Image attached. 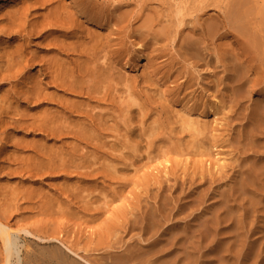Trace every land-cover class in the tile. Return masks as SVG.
<instances>
[{
    "label": "bare ground",
    "instance_id": "6f19581e",
    "mask_svg": "<svg viewBox=\"0 0 264 264\" xmlns=\"http://www.w3.org/2000/svg\"><path fill=\"white\" fill-rule=\"evenodd\" d=\"M174 1L0 0V264H189L209 237L222 264L252 253L235 249L245 215L216 206L215 222L182 224L185 205L173 214L163 194L213 185L242 150L240 189L264 190V0ZM189 2L215 16L186 18ZM212 35L228 49L206 92L246 88L236 141L234 111L182 63Z\"/></svg>",
    "mask_w": 264,
    "mask_h": 264
},
{
    "label": "rangeland",
    "instance_id": "374dc122",
    "mask_svg": "<svg viewBox=\"0 0 264 264\" xmlns=\"http://www.w3.org/2000/svg\"><path fill=\"white\" fill-rule=\"evenodd\" d=\"M165 1L166 2L168 1L167 4H169V5L175 4L174 0H165ZM246 1L249 2V0H246ZM208 2H209V4L212 3L211 0H208L207 3ZM185 5L187 6L186 13L188 15L186 18H190L191 16H194L195 14H203L204 12H207L208 16H211V17L215 16V13L213 12L212 5L210 7H207L206 9H203V10H205L204 12L200 11L198 13H197V11L199 9V3L198 2H195V3L194 2L193 3L189 2V3L185 4ZM171 7H173V6H171ZM230 9H231V5H229L228 7H225V13L227 15H230L235 10V9L232 8V10L230 11ZM258 9L259 10L261 9V11H262V10H264V7H260ZM169 11L173 13V10H169ZM208 16L204 17L206 19L205 22L207 24L211 25L212 27H214L215 24H218L217 22L215 23V21L214 22L213 21H209L210 17H208ZM248 24H249L248 22H244V23H242V26L247 28L249 26ZM220 31H222V30H220ZM216 32H217V30H216ZM216 36L217 35H212L210 38L206 39V42H207V45H208L207 46V51H208V56L207 57H206V52H202L200 54V56H197V57L192 56L191 58H189V60L187 62H182V63L189 64L190 66H194V68L191 69V71L188 68L190 66H187V69L190 71L191 74L193 73V75L196 78L199 75L198 78H199L200 81L198 80V82H200V85H201V87L200 86L199 87L202 88L203 93L206 94V96H209V94L211 95V93L216 94L218 96V99H221L223 101L224 105L227 108L230 107L234 111V113H235V116H234L235 121H233V123H234L233 127H235L234 128V141H236V139H237L236 136L239 135L238 132H239L240 129H242L241 124L244 123V121L242 119H243V114L245 113V107H247L248 104H249V102H247V101L243 102L242 100H240V96L246 93V88L240 90L237 86L236 87H233V86L229 87L228 86V82L226 80L222 79V81H223L222 84L216 85V86H212L210 91L206 92V89H208L207 87L210 86L208 84L209 78H210V76H212L214 74L215 71H217L215 75L217 77H219V78H222L223 75H224L222 73V68H223L222 60H220L219 57L224 56L225 50L228 49V45H227L228 42H227V40L222 39V38H221L222 40H216V38H215ZM212 41H213V44H211ZM174 49L178 53V46H174L173 50ZM216 49H217V51H216L217 54H214L213 50H216ZM181 58L183 60V57H181ZM194 72H197L198 75L197 74L195 75ZM251 77L253 78V76H251ZM262 86H264V82H263ZM203 88H205V89H203ZM204 90H205V92H204ZM256 97H257V95H254L253 99L256 98ZM237 143L238 142H236V146L238 145ZM244 144L245 143H242L241 145L244 146ZM241 150H242V148H241ZM239 154H240V158L242 160L238 159L237 166L234 167V170H232L233 168L227 170L226 171V175H223L220 179L217 180V182L213 183V185H212V183H210L209 180H207V179H209L208 177H207V179H205L208 182L203 181L201 185H196V186H193V187H189L190 184H188L187 186H184L185 188H182V186L179 185V187L177 189H175L173 191V193H170V192L166 191L167 192V194H166V192H164V194H163L164 198L167 196V199L165 198L166 200H164V203L165 204H167V203L172 204V205H168L167 204L166 206H167V208L169 206V209L173 210L172 211L173 214L177 213V210L179 209L180 205H185L184 210L187 209L188 211L184 212L183 215L181 214V216H180L182 218L184 216L185 217L187 216L184 220H182L183 222L181 221L182 224H185V223L186 224H190V223H193V221L194 222H198L200 219L205 218L204 217L205 215L207 216V215H210L211 213H213V214H211L210 217H208V218L211 220V217L213 215L214 216L212 218L213 221L212 220L211 221L215 222L216 220L214 218H216V215L214 214V211L216 209L214 210V208H216V206H217V211L220 210V207L224 208V209L221 208V210H222L221 213L223 214L222 216L227 218V217H229V216L226 217V215L228 213L230 215V217L227 218V219H232V220L234 219V221H236L237 223H238L239 220H243V222H244V219L242 218V216L245 215V219L247 218L246 221H249L252 226H250L249 222L245 221L246 223L243 224L244 229H242L243 230V236L238 235L237 237H239V238H236L237 240H235V241L239 242V244L237 242L235 243L236 245L234 243L233 244L236 246V248L234 246L235 249H237V246L241 247L243 245L244 248L252 249V253L251 252L250 253H246V252H244V253H236V254L233 253L235 256L232 254L230 257H227L225 262H229L230 264H238L237 262H239V264H247V263H249V264H256V263L257 264H264V241H261V239H264V234H263L264 232H262V231H264V226H263V224H264V213L263 214L262 213H257V214L254 213V210L256 209L255 206L259 205V202L261 200L264 201V193H262L264 190L261 187H259V186H256L255 191H253V193L244 192L243 189H240V188H242L240 184H241V180L244 178L243 174H245L246 168L249 165L252 164V162L254 160V155L248 154V158H247L243 154V150L240 151ZM237 157L238 156L236 154L234 159L236 160ZM232 172H233V174H232ZM227 174H229V175H227ZM233 176H235V179L233 178ZM218 181H219V183H218ZM238 184L240 185V187H239ZM204 185H208L211 188H209L207 186H204ZM199 186H201V188ZM196 187H198V188H196ZM206 187L209 189V191H208V189H206ZM197 189L200 190L199 191L200 193L197 191ZM192 190H196V191L194 192ZM203 192H205V193H203ZM193 193H195V194L193 195ZM196 193H197L198 196L199 195L200 196L199 197L195 196ZM243 193H244V195H243ZM232 194H233V196H232ZM192 195L194 197H196L195 198L196 200L192 199V198H194ZM205 195H206V197H205ZM202 196H204L205 198L204 197L202 198ZM248 196H250V197H248ZM231 197L232 198L234 197V198L232 199ZM189 198H191V199H189ZM180 200L181 201L184 200V201L181 202ZM228 200H229V203H228ZM170 201H172V202H170ZM230 201L233 204H230L231 203ZM179 203H180V205H179ZM151 204H154V203L151 201ZM189 205L192 207L191 209L194 208L192 211L189 209L190 208V207H188ZM261 205H262L261 208L264 209V207H263L264 206V202L261 203ZM251 206L253 207L252 208L253 211H251V212L255 214L254 216L252 214H250L251 212H250L249 209H251ZM225 207H227V209ZM195 208H197V209H195ZM236 208L240 209V211L242 210L241 213H240V211H238L239 213H237V209ZM189 210H190V212H189ZM226 210H228V211H226ZM211 211H213V212H211ZM231 211H233L234 213L236 212L238 215L235 214L236 215L235 216V215L231 214L232 213ZM249 214H250V217H248ZM234 217L235 218L237 217V219L235 220ZM251 217L254 218V219L252 218L253 221L251 220ZM261 217H262V219H261ZM193 218H195V219H193ZM256 222H258V224ZM260 223H261V225H260ZM188 227H189V225H188ZM236 228L239 229L240 227L235 226V229ZM188 229L190 230V227ZM245 229H247V231ZM254 234H255V236H254ZM250 237H251L252 240L249 239ZM207 240H209V241L207 242ZM210 240L211 239L209 237V238L206 239V242H205V240L202 242V244L205 243L203 245H207V246L203 250L204 253L201 256V259H198L199 257H196V255L195 256H193V255L188 256V259L190 260L189 264H191L192 262H194V263L196 262L197 264H200V262H201V264H216V263L217 264H222V262H221V260L223 261L222 255L215 254V253H210V252L207 251V248L209 246L208 243H210ZM256 246L259 247V249L258 248L254 249V248H256ZM204 247L205 246H203V248ZM256 250H258L259 252L257 251L258 253L257 252L254 253L253 251H256ZM208 253H209V255H208ZM261 253H262V255H261ZM210 254L214 255V258L211 257L212 255L210 256ZM215 255H216V257L219 255L217 258L221 257L220 258L221 260L217 259L215 257ZM252 255L255 256V257L253 256V259H252ZM206 256H207V258H209L208 260H207ZM190 257H192V259L193 258L194 259L191 260ZM186 258L185 257H180L177 260L178 264H181L182 263L181 261H183V260H184V264H185L186 263ZM202 258H206V259H202ZM236 258H238V260H236ZM188 259H187V261H188ZM249 259L253 260V262L251 263V260L249 261ZM254 259H256V260H254ZM198 260H201V261H198ZM218 261H219V263H218ZM194 263H192V264H194ZM224 264H226V263H224Z\"/></svg>",
    "mask_w": 264,
    "mask_h": 264
}]
</instances>
